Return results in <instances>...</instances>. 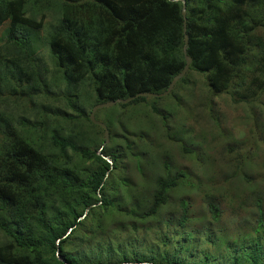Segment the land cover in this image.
Masks as SVG:
<instances>
[{"label": "trees", "instance_id": "obj_1", "mask_svg": "<svg viewBox=\"0 0 264 264\" xmlns=\"http://www.w3.org/2000/svg\"><path fill=\"white\" fill-rule=\"evenodd\" d=\"M184 1L191 63L167 96L178 105V93L199 77L212 96L235 95L249 108L260 104L255 124H264L258 101L264 93V0ZM54 7L59 18L45 41L52 70L65 85V110L48 115L55 124L48 147L37 144L46 138L23 136L0 112V264H264V162L246 172L242 148L226 145L239 153L226 163L232 165L225 166L223 180L238 177L240 184L228 194H205L204 218L192 213L195 200L172 198L180 188L199 192L201 181L190 180L167 150L155 152L145 130L146 123L154 127L149 113L159 116L154 128L163 129L165 139L184 155L200 154L191 141L185 145L169 134L168 118L157 108L161 98L137 96L163 93L185 65L181 2L0 0V27H6L0 90L46 91L31 31L44 26ZM129 98L96 110L95 120L106 112L99 118L109 130L104 145L103 129L86 109ZM210 108L207 118L215 117ZM47 121L40 117L33 128L45 132ZM257 140L263 139L257 134ZM210 167L211 184L218 186L223 167L213 160ZM227 207L248 224L242 230L237 224L232 236L218 226ZM150 232L160 249L145 258L131 246Z\"/></svg>", "mask_w": 264, "mask_h": 264}, {"label": "rangeland", "instance_id": "obj_2", "mask_svg": "<svg viewBox=\"0 0 264 264\" xmlns=\"http://www.w3.org/2000/svg\"><path fill=\"white\" fill-rule=\"evenodd\" d=\"M58 8V7H57ZM54 7L52 10L46 11L45 20H43L44 26L41 31H31L32 32V45L35 49L34 59L40 60L43 66L41 70V80L46 83V91L40 89L36 92H25L21 95L18 89L14 91L10 88H3L0 90V112H2L4 117L10 119V122L14 129H17L23 136H27L34 140L35 142L40 138H46L44 141L37 142V144H42L48 147L49 135L51 127L54 124V120L48 115L56 109L65 110L64 103L62 101L64 83L59 79L58 75L52 70V65L49 58L48 46L44 41V36L51 33L52 26L58 21V10ZM6 27H0V43L3 40V32ZM3 71V68L0 72ZM193 77H197L193 74ZM87 89L82 87L81 94L84 95ZM30 94H38L39 97L31 98ZM29 95V96H28ZM181 101L178 105H174L175 102L172 101L168 96L157 100V108L160 114L167 116V125L169 127V134L176 135L182 142L187 145L188 141H191L200 154L196 156H188L183 154L180 147L172 144L163 137V129L154 128L160 123V117L152 115V124L154 127H148L145 124V130L149 134L150 140L153 142V150L155 152L166 151L169 154L171 160L174 161L176 167L182 168L189 174V179L192 181L197 177L201 181V190L195 192L194 190H188L184 188L178 189L172 198L178 199L179 197H186L190 199L191 202L194 200V207L192 208V213L195 215H203L207 218L206 212V199L204 200L205 194H227L233 189L237 188L240 182L238 177L233 180H223L227 176L224 173L225 166H230L233 164V160L236 159V155L239 152H229L226 145L232 143H237L241 148L243 155L247 156L244 162V170L246 172L250 171L249 167L252 169L254 167H261L264 162V124H255L256 117L262 111V106L260 104H251L252 108L245 103H238L236 100L238 97L230 96L227 94H220L219 96L210 95L206 88L203 87L201 80L198 78H193L189 80V83L184 85L181 91L178 93ZM262 103H264V93L259 96ZM154 102V101H153ZM208 106L212 109L213 118H207ZM44 107L46 109H44ZM92 108H87L86 112H91ZM264 109V106H263ZM45 111H48L45 113ZM169 112L172 114L169 120ZM106 112L101 111L98 113V122L104 118ZM40 117L47 118L48 121L45 123L48 128L45 132H42L41 128H33L40 122ZM49 117V118H48ZM264 118V112L260 120ZM141 122L142 118L139 119ZM23 122V123H22ZM258 122V121H257ZM255 126V130L250 129L251 125ZM57 128V125H56ZM258 137L262 138V141L257 140V144L253 143ZM169 135V136H170ZM45 136V137H43ZM162 136V138H160ZM174 138V137H173ZM153 139H158L157 143ZM167 148V149H165ZM102 149L98 150L101 153ZM215 161L218 163L219 168L222 166L223 170L220 169L218 172L217 179L214 183H218V186L211 184V173L214 170L210 167V162ZM228 161L232 164H226ZM132 177L135 183L139 177L136 173L132 172ZM226 183L223 186V183ZM169 208L172 209L170 206ZM238 214L231 207L223 209V220L218 225L222 226L223 230L221 232L225 234H236L235 226L240 225L238 230H242L248 224L243 223L242 219L235 217L233 215ZM163 217V216H160ZM172 220V219H171ZM174 221V220H172ZM144 226H149V223H145ZM212 229H215V223L210 222L208 225ZM203 226H199L198 229H202ZM218 229V228H217ZM144 232V231H141ZM140 232V233H141ZM232 236V235H230ZM143 238V237H142ZM199 247L205 248L206 246L201 244ZM139 248L141 254L147 258L152 255H157L159 253L160 244L157 243V236H154L151 232L144 237L143 241H140L137 245H132L131 249ZM212 251V249L210 248ZM195 253V251H194Z\"/></svg>", "mask_w": 264, "mask_h": 264}, {"label": "water", "instance_id": "obj_3", "mask_svg": "<svg viewBox=\"0 0 264 264\" xmlns=\"http://www.w3.org/2000/svg\"><path fill=\"white\" fill-rule=\"evenodd\" d=\"M172 1H179L182 4L181 15L183 17V33H184L183 51L182 52H183V56H184V60H185V65H184L182 71L172 79V81L170 82L168 88L163 93H161V94L145 93V94H138L137 96L142 95V96H148V97H153V98H163V97L167 96L172 91V89H173L174 85L176 84V82L179 79H181L182 77H184V75H185L186 71L188 70L189 65L191 63V59L186 55V48H187L188 38H187V36L185 34V32H186V25H185V21H186L185 1L184 0H172ZM132 99L133 98H129L127 100H117V101H111V102H107V103H102V104L95 105L92 108L89 117H90V120L92 121L93 124H95V125H97V126H99V127H101L103 129V132H104L103 133L104 134V136H103L104 137V143L103 144L104 145L107 144L108 141H109V130L107 129V127L103 123L98 122L97 120H95L94 114H95L96 110L101 109V108H109V107L115 105L116 103H125L127 101L132 100ZM103 158L107 159L105 157H103ZM107 161L110 164H112V162L110 160L107 159Z\"/></svg>", "mask_w": 264, "mask_h": 264}, {"label": "clouds", "instance_id": "obj_4", "mask_svg": "<svg viewBox=\"0 0 264 264\" xmlns=\"http://www.w3.org/2000/svg\"><path fill=\"white\" fill-rule=\"evenodd\" d=\"M43 27H41V29H42ZM41 29L40 30H38V31H36V30H34V31H36V32H39V31H41ZM48 36V34L47 35H45L44 36V41H45V39H46V37ZM46 42V41H45ZM31 46H32V48L34 49V47H33V45H32V39H31ZM35 50V49H34Z\"/></svg>", "mask_w": 264, "mask_h": 264}]
</instances>
